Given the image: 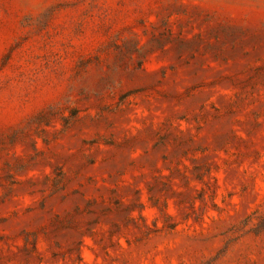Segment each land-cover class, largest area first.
I'll return each instance as SVG.
<instances>
[{"label":"rangeland","instance_id":"obj_1","mask_svg":"<svg viewBox=\"0 0 264 264\" xmlns=\"http://www.w3.org/2000/svg\"><path fill=\"white\" fill-rule=\"evenodd\" d=\"M0 264H264V0H0Z\"/></svg>","mask_w":264,"mask_h":264}]
</instances>
